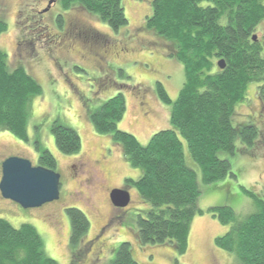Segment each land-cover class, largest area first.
Returning a JSON list of instances; mask_svg holds the SVG:
<instances>
[{
  "label": "rangeland",
  "instance_id": "rangeland-1",
  "mask_svg": "<svg viewBox=\"0 0 264 264\" xmlns=\"http://www.w3.org/2000/svg\"><path fill=\"white\" fill-rule=\"evenodd\" d=\"M48 1L0 0V19L7 23V30L0 35V49L8 54L11 69L25 67L43 90L30 101L28 142L0 129V181L3 160L16 155L36 166L37 146L42 147L57 159L61 197L41 207L25 209L0 194V218L15 227L23 223L35 226L47 255L58 264H112L122 242L131 244L134 259L140 264H239L233 252L215 244V238L225 234L230 224H223L219 214L214 216L209 209L229 206L238 217H245L256 212L257 198L264 197V104L257 93L259 84L248 86L246 100L239 103L233 117L235 126L256 125L259 133L254 145L242 152L238 139L234 156L220 154L230 161L234 176L204 184L199 166L187 143H183L186 163L198 173V204L204 211L192 220L186 253L179 254L171 244H141L138 217L152 206L134 185L126 184V179L138 180L142 170L130 165L111 134L94 129L90 114L123 92L127 110L118 128L147 145L155 132L169 126L170 105L158 98L156 82H162L175 101L184 84V66L166 54L164 41L145 26L153 0H122L128 25L117 32L79 7L65 10L61 0L39 15L37 12L47 7ZM60 14L64 16L62 26L55 20ZM74 21L81 27L80 32L85 31L81 39L71 32ZM257 30L256 35L264 40V20ZM87 31L101 38H90ZM55 121L80 135L82 149L78 154L67 155L58 149L52 131ZM80 154L98 170L97 176H84L81 169L70 167ZM76 171L79 176H74ZM112 188L130 192L127 207L113 205L109 198ZM70 207L82 210L90 221L87 233L76 245L70 240L71 224L66 213Z\"/></svg>",
  "mask_w": 264,
  "mask_h": 264
},
{
  "label": "trees",
  "instance_id": "trees-1",
  "mask_svg": "<svg viewBox=\"0 0 264 264\" xmlns=\"http://www.w3.org/2000/svg\"><path fill=\"white\" fill-rule=\"evenodd\" d=\"M65 10L79 7L96 16L114 31L128 25L122 0H61ZM60 14L57 24L62 26ZM264 20V0H153L146 28L164 41L166 54L184 66V84L175 101L162 82L155 92L170 105L169 126L155 132L147 145L118 123L127 110L123 92L109 98L90 114L98 133L111 134L130 165L142 170L138 180L126 179L151 204L138 217L137 236L141 244H171L179 254L188 250L192 220L199 207L201 189L197 171L186 163L184 141L199 166L201 182L212 184L226 179L231 163L220 154L234 156L237 140L240 151L248 150L258 137V128L248 123L235 126L236 108L246 100L251 83L264 104V40L256 35ZM7 23L0 19V35ZM101 38V37H100ZM225 61L220 68L218 62ZM8 54L0 49V129L28 142L27 124L30 101L43 93L40 83L23 66L9 67ZM123 75V71L120 72ZM58 149L67 155L82 149L80 135L55 121L52 127ZM38 165L56 170L57 159L38 147ZM246 192V189H244ZM250 193V192H249ZM257 210L238 217L232 207H213L210 213L229 230L215 238V244L233 252L239 264H264V197L257 198ZM71 224V243L76 245L90 227L80 209H66ZM0 264H58L48 256L44 241L35 226L15 227L0 218ZM73 264V263H72ZM112 264H140L134 259L131 244H119Z\"/></svg>",
  "mask_w": 264,
  "mask_h": 264
},
{
  "label": "water",
  "instance_id": "water-1",
  "mask_svg": "<svg viewBox=\"0 0 264 264\" xmlns=\"http://www.w3.org/2000/svg\"><path fill=\"white\" fill-rule=\"evenodd\" d=\"M55 0H50V4ZM257 35L253 40H257ZM220 68L225 61L218 62ZM1 195L12 200L25 209L38 208L44 204L57 201L61 197V174L56 170L45 168L21 156H10L2 163L0 181ZM115 207L124 208L131 202V194L123 188H115L110 193Z\"/></svg>",
  "mask_w": 264,
  "mask_h": 264
},
{
  "label": "flooded vegetation",
  "instance_id": "flooded-vegetation-1",
  "mask_svg": "<svg viewBox=\"0 0 264 264\" xmlns=\"http://www.w3.org/2000/svg\"><path fill=\"white\" fill-rule=\"evenodd\" d=\"M57 2V0H55V2H53L52 4H50V0L48 1V3H47V7H45L43 10H39L37 13L39 14V15H44V14H46L51 8H52V6L55 4ZM58 18V17H57ZM57 18L55 19L56 20V23H57ZM73 25H75V27L73 28V26H72V29H71V32H73L78 38H80L81 39V37L80 36H82L83 34H84V32H80L81 31V27H78L79 26V24L76 22V21H74L73 23H72ZM60 26V25H59ZM79 31V32H78ZM88 33H90V35H89V37L90 38H97V39H99L98 38V36L97 35H94V34H92V32H89V31H87ZM86 32V33H87ZM72 34V33H71ZM82 154H80V155H77L70 163V167H73L74 169H81V172H82V175H84V176H86V175H88V176H97L98 175V170H96L95 169V167H93V165H92V163H91V161L90 160H85V159H83V156H81ZM12 156H15V155H12ZM10 157V156H9ZM8 158V157H7ZM6 158V159H7ZM4 161V160H3ZM3 163V162H2ZM38 165V164H37ZM56 171L58 172V170L56 169ZM107 171V170H106ZM103 172V171H102ZM90 173V174H89ZM102 174V173H101ZM107 174H108V171H107ZM103 176H105V172L102 174ZM73 176V175H72ZM74 176H79V174H78V172L76 171L75 172V175ZM62 178V177H61ZM74 178V177H73ZM61 186H62V184H61ZM113 189H115V188H112L111 190H110V192H109V198H110V193H111V191L113 190ZM1 194V193H0ZM111 200V199H110Z\"/></svg>",
  "mask_w": 264,
  "mask_h": 264
}]
</instances>
